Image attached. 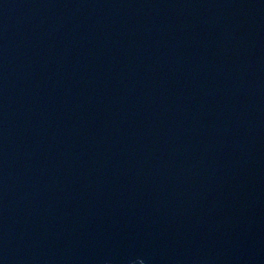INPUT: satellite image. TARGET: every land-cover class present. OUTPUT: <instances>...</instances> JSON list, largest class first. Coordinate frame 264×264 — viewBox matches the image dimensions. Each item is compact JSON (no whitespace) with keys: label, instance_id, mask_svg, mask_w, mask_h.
<instances>
[{"label":"water","instance_id":"water-1","mask_svg":"<svg viewBox=\"0 0 264 264\" xmlns=\"http://www.w3.org/2000/svg\"><path fill=\"white\" fill-rule=\"evenodd\" d=\"M0 264H264V0H0Z\"/></svg>","mask_w":264,"mask_h":264}]
</instances>
